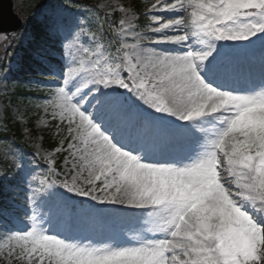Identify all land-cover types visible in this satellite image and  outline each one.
Instances as JSON below:
<instances>
[{"label":"snow or ice","instance_id":"obj_1","mask_svg":"<svg viewBox=\"0 0 264 264\" xmlns=\"http://www.w3.org/2000/svg\"><path fill=\"white\" fill-rule=\"evenodd\" d=\"M63 3L84 15L42 5L65 61L45 98L57 145L28 158L11 135L18 109L0 104V177L20 174L26 223L4 234L9 264H264V0H157L147 23L134 9L108 27ZM256 41L243 58L223 50ZM162 148L194 154L145 162ZM57 187L137 211L73 206ZM0 216L18 219L15 206Z\"/></svg>","mask_w":264,"mask_h":264},{"label":"rangeland","instance_id":"obj_2","mask_svg":"<svg viewBox=\"0 0 264 264\" xmlns=\"http://www.w3.org/2000/svg\"><path fill=\"white\" fill-rule=\"evenodd\" d=\"M24 0H18L16 2V10L18 11L19 15H24V12L27 11V7H25L24 3L22 2ZM82 2L87 3L88 5L93 6L92 9L97 12L96 18L99 21V14H102L105 16V18L109 19L110 21L118 22L120 20H126L128 19V13L132 12L134 9L136 10L135 16L133 17V22L137 23L138 25H143L147 23L150 20V17H145V13L149 11L150 9L146 8V5H149L151 8V4L156 3L157 0H82ZM50 4H56L58 7L61 8V11L63 14L69 18L75 19L78 16L84 15L79 10H74L70 7H65L63 4V0H47L43 6H48ZM45 7H40L38 11L31 17V19L28 20L26 23V27L21 32H25V38L22 39L19 42V35L14 36V38L8 40L11 42V50H15L16 48H20L27 44L28 40H30V33L32 31V26H36L38 22L43 21V13L45 11ZM138 14H140V18H138ZM94 16V15H93ZM35 22V23H34ZM139 30L142 31V28ZM20 32V33H21ZM57 45L60 49V54H62L61 45L58 39ZM237 44H240L241 42H236ZM256 43V42H255ZM8 42L4 41V36L0 35V60H3L4 57V51L5 48L8 47ZM161 48L168 47L167 45L160 46ZM9 53V49H8ZM10 54V53H9ZM18 54L13 52L8 60L0 66V104H10L13 108L18 109L19 112V118L17 119V122L20 123L21 128V135L22 138L20 140H16V137H14L15 141L21 148H23V151L27 154V157H31V152L39 151H51L47 145V142L45 141V138L43 137L44 134H48L52 138V142L57 145L58 138L55 136L56 127L55 125L59 124V120L53 119L52 113L54 111V104L47 103V100L45 98H49L54 100V93H55V86L52 85L53 80L57 79L55 76L59 75V73L62 71L63 65L65 63L63 56L61 57V63L59 70H55L53 73V77L49 79V82L46 84L47 87L52 88L51 91H44L42 95H40V99L37 100V102L31 106L30 108H26V103L23 102L22 99H17L15 95L17 82L15 78L12 75V71L16 69L17 62H18ZM6 80H5V79ZM260 76L257 75L255 77V81L259 83ZM31 119L34 120V130L30 128L29 121ZM12 132L14 130L12 129ZM37 132V133H35ZM7 150V147L4 145H0V153ZM31 151V152H30ZM191 153L193 154V151L191 150ZM8 159H11V157H8ZM60 168H63V165L61 163ZM3 182V192L1 193L4 195L3 198L8 201V204H10L9 207L15 206L16 212L18 214V219L11 221V223L7 224L4 221L0 220V245H4L7 243L6 238L4 237V234L11 231H17L24 227H26V223L23 221V197H24V190H23V184L21 183L20 174L19 173H12L10 175L0 177V182ZM59 187L53 190V197H62L60 193ZM65 190V189H63ZM73 199H77L80 196H76L74 193H69ZM81 198V197H80ZM84 202L86 205L92 209H96L99 211H102L104 213H111L109 209H106L105 207L108 204H98L95 201H91L90 199L83 197ZM18 200V201H17ZM69 204H72L73 206L76 205L75 202H69ZM103 207V208H102ZM136 214V213H135ZM134 214V215H135ZM46 227L48 225H45ZM81 236L88 234L91 235V233L87 232H80L78 233ZM76 235V233H75ZM132 235H138L136 232H129L128 236L129 238ZM90 239V238H89ZM88 239H85L86 242ZM0 264H9V261L6 257V249L3 252H0ZM11 264H16L15 261L11 262Z\"/></svg>","mask_w":264,"mask_h":264},{"label":"bare ground","instance_id":"obj_3","mask_svg":"<svg viewBox=\"0 0 264 264\" xmlns=\"http://www.w3.org/2000/svg\"><path fill=\"white\" fill-rule=\"evenodd\" d=\"M146 8L147 9H150V6L149 5H146ZM167 15V14H165ZM162 46V45H159V47ZM228 48V45L225 46L224 49H227ZM258 48H260V46H258ZM168 121H166L165 123H167ZM157 154H162V156L164 158H170L172 156H174V160L172 162H177V161H184V162H188V157L192 155V153L190 152V149L189 150H182L180 152H177V153H174V154H170L169 152H167V148H162L159 153ZM152 156H155L152 155ZM146 157V161L145 162H152V161H158L159 159L157 157ZM79 202L80 203H84V200L82 199H79ZM107 209H109V211L111 213H115V212H119L120 215L122 216H133V214L136 213L137 210L135 209H128V208H124L122 211H120V208L121 206H118V205H107ZM82 237H89V238H100V237H97V236H93V234L91 235H88V234H85L83 235Z\"/></svg>","mask_w":264,"mask_h":264},{"label":"water","instance_id":"obj_4","mask_svg":"<svg viewBox=\"0 0 264 264\" xmlns=\"http://www.w3.org/2000/svg\"><path fill=\"white\" fill-rule=\"evenodd\" d=\"M21 25L13 14L12 0H0V34L5 33L10 37L19 31Z\"/></svg>","mask_w":264,"mask_h":264},{"label":"trees","instance_id":"obj_5","mask_svg":"<svg viewBox=\"0 0 264 264\" xmlns=\"http://www.w3.org/2000/svg\"><path fill=\"white\" fill-rule=\"evenodd\" d=\"M41 1H44V0H27L28 2V5L31 7L32 9V12L35 10V7L38 6L40 4ZM26 58L31 60L30 63H33V64H36L37 62L31 58L28 54H26ZM30 63H29V66L27 67L28 68V71L31 69L30 67ZM33 70V69H32ZM16 132H18L17 134H19V129L17 127V124H16V128H15Z\"/></svg>","mask_w":264,"mask_h":264}]
</instances>
